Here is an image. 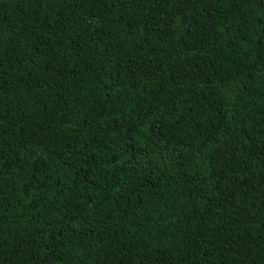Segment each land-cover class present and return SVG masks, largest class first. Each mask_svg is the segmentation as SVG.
<instances>
[{
  "label": "trees",
  "instance_id": "1",
  "mask_svg": "<svg viewBox=\"0 0 264 264\" xmlns=\"http://www.w3.org/2000/svg\"><path fill=\"white\" fill-rule=\"evenodd\" d=\"M0 264H264V0H0Z\"/></svg>",
  "mask_w": 264,
  "mask_h": 264
}]
</instances>
